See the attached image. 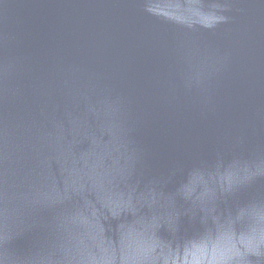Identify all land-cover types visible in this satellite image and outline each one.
Segmentation results:
<instances>
[{"label": "water", "instance_id": "obj_1", "mask_svg": "<svg viewBox=\"0 0 264 264\" xmlns=\"http://www.w3.org/2000/svg\"><path fill=\"white\" fill-rule=\"evenodd\" d=\"M0 264H264V0H0Z\"/></svg>", "mask_w": 264, "mask_h": 264}]
</instances>
